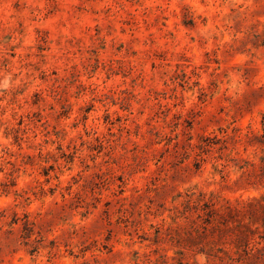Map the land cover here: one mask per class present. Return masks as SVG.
<instances>
[{"label": "rangeland", "instance_id": "374dc122", "mask_svg": "<svg viewBox=\"0 0 264 264\" xmlns=\"http://www.w3.org/2000/svg\"><path fill=\"white\" fill-rule=\"evenodd\" d=\"M0 264H264V0H0Z\"/></svg>", "mask_w": 264, "mask_h": 264}, {"label": "trees", "instance_id": "16d2710c", "mask_svg": "<svg viewBox=\"0 0 264 264\" xmlns=\"http://www.w3.org/2000/svg\"><path fill=\"white\" fill-rule=\"evenodd\" d=\"M202 205L204 206L205 210H207L206 213H207V215L209 216V217L206 219V221L211 222V221L214 219V218H213L214 216H219V215H221V217L223 216V215H222L223 213H220V211L217 210V209H215V208H211L210 205H208V204H206V203H204V204H202ZM227 208H229L230 210H232L231 207H227ZM234 210H236V211H238V212H241V211H242V209H240V208H235Z\"/></svg>", "mask_w": 264, "mask_h": 264}]
</instances>
